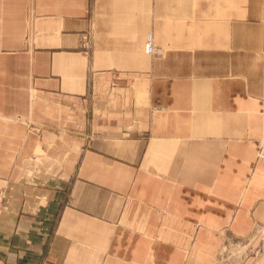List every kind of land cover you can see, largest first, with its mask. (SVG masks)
<instances>
[{
  "label": "crops",
  "instance_id": "obj_1",
  "mask_svg": "<svg viewBox=\"0 0 264 264\" xmlns=\"http://www.w3.org/2000/svg\"><path fill=\"white\" fill-rule=\"evenodd\" d=\"M262 137L264 0H0V264H215Z\"/></svg>",
  "mask_w": 264,
  "mask_h": 264
},
{
  "label": "rangeland",
  "instance_id": "obj_2",
  "mask_svg": "<svg viewBox=\"0 0 264 264\" xmlns=\"http://www.w3.org/2000/svg\"><path fill=\"white\" fill-rule=\"evenodd\" d=\"M86 42L84 45L85 49L89 50L90 46H86ZM262 139L264 137L259 138L257 143ZM233 245L226 244L224 246L219 260L215 264H242L253 256L264 255V226L258 227L251 237L239 240Z\"/></svg>",
  "mask_w": 264,
  "mask_h": 264
},
{
  "label": "built area",
  "instance_id": "obj_3",
  "mask_svg": "<svg viewBox=\"0 0 264 264\" xmlns=\"http://www.w3.org/2000/svg\"><path fill=\"white\" fill-rule=\"evenodd\" d=\"M86 46H90L89 41L86 42ZM88 50V49H87ZM147 51L150 53H157L158 49L155 44L154 34H149L147 37ZM257 157L259 160H264V139L257 143Z\"/></svg>",
  "mask_w": 264,
  "mask_h": 264
}]
</instances>
